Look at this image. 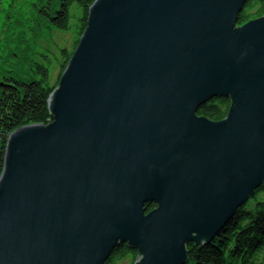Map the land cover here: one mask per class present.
Returning a JSON list of instances; mask_svg holds the SVG:
<instances>
[{
  "label": "water",
  "instance_id": "obj_1",
  "mask_svg": "<svg viewBox=\"0 0 264 264\" xmlns=\"http://www.w3.org/2000/svg\"><path fill=\"white\" fill-rule=\"evenodd\" d=\"M250 0H95L48 99L9 136L0 264H187L264 186V16ZM226 98V117L198 112ZM154 206V209L150 210Z\"/></svg>",
  "mask_w": 264,
  "mask_h": 264
},
{
  "label": "trees",
  "instance_id": "obj_2",
  "mask_svg": "<svg viewBox=\"0 0 264 264\" xmlns=\"http://www.w3.org/2000/svg\"><path fill=\"white\" fill-rule=\"evenodd\" d=\"M94 2L95 0H32V9L27 15H22L24 21L29 18L38 25L36 33L44 35L46 29L65 33L72 31L74 40L71 51L60 49L59 71L54 81L50 76V61L47 64L33 62L26 79L0 76V176L10 134L24 126L48 125L52 121L48 109L49 96L58 86L87 27L88 11ZM5 4L8 5L9 2ZM8 11L4 15L6 19L17 21L16 16L13 13L9 15ZM263 16L264 0H250L240 16L239 25ZM18 25L20 24H5L0 33L5 34V29H8L7 36L13 35ZM4 47L8 49L10 44L6 43ZM25 57L29 55L25 54ZM229 106L228 99L213 98L199 110L198 115L212 121H221L226 117ZM152 209L154 206L150 210ZM187 250V264H264V186L238 209L234 220L213 242L202 248L190 244ZM137 257L138 253L125 244L116 248L105 264H121L123 261L134 264Z\"/></svg>",
  "mask_w": 264,
  "mask_h": 264
},
{
  "label": "rangeland",
  "instance_id": "obj_3",
  "mask_svg": "<svg viewBox=\"0 0 264 264\" xmlns=\"http://www.w3.org/2000/svg\"><path fill=\"white\" fill-rule=\"evenodd\" d=\"M5 2L9 4L6 5ZM0 8V30L4 29L5 24L8 26L20 24L13 35L7 36L8 29H5V34L0 33V76H17L26 79L33 62L47 64L50 61V76L53 81L56 80L59 71L60 49L72 50L73 32L65 33L46 29L44 35L36 33L38 25L32 23L29 18L24 21V16H22L27 15L32 9V0L18 2L0 0ZM7 10H9V15L13 13L16 16L17 21H11V18L6 19L4 15ZM10 39H12L11 42H9ZM6 43L10 44L8 49L4 47ZM24 53L29 57H25ZM121 264H127V262L123 261Z\"/></svg>",
  "mask_w": 264,
  "mask_h": 264
},
{
  "label": "bare ground",
  "instance_id": "obj_4",
  "mask_svg": "<svg viewBox=\"0 0 264 264\" xmlns=\"http://www.w3.org/2000/svg\"><path fill=\"white\" fill-rule=\"evenodd\" d=\"M252 198H253V197H252ZM252 198H251V199H252ZM206 246H207V245H206Z\"/></svg>",
  "mask_w": 264,
  "mask_h": 264
}]
</instances>
